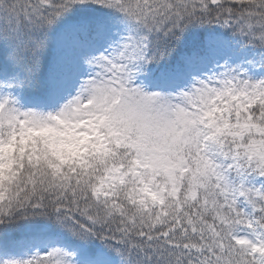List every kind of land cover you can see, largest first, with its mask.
<instances>
[{"label":"snow or ice","instance_id":"snow-or-ice-1","mask_svg":"<svg viewBox=\"0 0 264 264\" xmlns=\"http://www.w3.org/2000/svg\"><path fill=\"white\" fill-rule=\"evenodd\" d=\"M0 264H264V0H0Z\"/></svg>","mask_w":264,"mask_h":264}]
</instances>
